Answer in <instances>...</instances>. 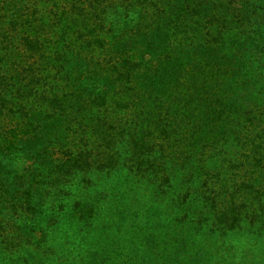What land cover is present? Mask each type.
I'll use <instances>...</instances> for the list:
<instances>
[{"label":"trees","instance_id":"trees-1","mask_svg":"<svg viewBox=\"0 0 264 264\" xmlns=\"http://www.w3.org/2000/svg\"><path fill=\"white\" fill-rule=\"evenodd\" d=\"M16 1L12 10L8 8L12 0H0L4 7L1 11H5L0 14V27L7 25L0 30V144L6 143V148L12 150L14 143H24L33 133L44 135L50 148L57 142L56 137L61 145L69 142V135L79 140L75 142L78 153L71 152L66 145V155L53 165L52 178L31 180V185L21 192L25 202L13 205L16 212L19 207L34 210L31 198L35 186L41 194L39 205L56 209L63 215L58 214L61 221L76 225L77 230L80 227L82 247L86 250L90 244L105 247L103 256L111 264L114 257L123 261L131 250L113 249L115 243L111 246L109 237L111 247L101 243L99 240H106L105 229L109 227L94 224L105 222L104 218L109 221L118 217L124 221L131 215L143 218L145 213L160 207L154 205L157 197L143 198L142 191L150 179L149 175L144 176L167 156L164 144L177 143L179 149L181 140L176 139L175 126L169 119L176 105L179 108L174 112L182 117L184 125L197 126L201 132L207 128V133L214 135L223 126L237 128L245 124L243 120H248L249 125L251 121L246 134L241 132L240 145L251 146L256 154L264 151V145L259 142L264 133L261 126L264 98L256 96L247 102L233 90V86L239 87L246 80L264 89V0H183L184 5L181 0ZM29 14L34 17L39 14L40 29L44 32L33 31L37 23H32ZM47 18L54 22L45 27ZM201 28L207 29L201 36L207 44L199 46L203 50L195 48L196 43L193 46L197 39L194 33L199 38L197 32ZM56 29L57 39L53 38L57 36ZM133 37L143 40L146 46L161 43L164 47L156 55L134 61L125 52V45ZM53 45L56 46L53 55L59 64L53 69L51 79L45 80L32 70L35 67L28 61L34 64L38 57L44 58ZM94 45L98 46L96 56ZM82 47L89 54L83 55ZM19 49L25 52V60L17 61L7 55L8 51L11 55L19 54ZM81 61L88 73L86 82L81 78ZM94 81L99 84L98 92L88 88ZM217 91L219 97H215ZM55 126L59 127L58 131ZM157 127L160 144H155L157 137L153 129ZM47 128L57 133L48 139ZM214 142L209 146L213 147ZM119 146L129 155L125 162L121 161L124 155L118 151ZM101 148L112 149L117 155L110 152L106 156L96 155V150ZM91 153L93 156L89 157ZM244 157L238 166L243 165ZM96 159L105 160V166L96 164ZM127 161L130 164L124 166ZM4 165L9 166L7 162ZM103 167L105 176L99 179L109 187V198L100 204L91 193L96 189L95 170ZM113 169L114 175L110 172ZM152 173L156 179H164L160 178L159 170ZM256 173L263 172H251ZM262 182L258 189L264 191V178ZM86 192L88 196L84 195ZM159 196L166 208L174 209L177 205L175 191L162 192ZM134 200L137 207L141 205V212L130 210L135 207ZM233 200L232 197L215 199L213 232H217L216 228L232 230L235 221H240ZM74 201L75 206L83 203L93 210L89 222L83 221L82 215L79 224L66 216ZM53 202L56 208L52 207ZM259 203L261 212H250L246 219L264 226V203ZM77 248L80 247H66L65 251L73 253Z\"/></svg>","mask_w":264,"mask_h":264},{"label":"rangeland","instance_id":"rangeland-1","mask_svg":"<svg viewBox=\"0 0 264 264\" xmlns=\"http://www.w3.org/2000/svg\"><path fill=\"white\" fill-rule=\"evenodd\" d=\"M16 2L12 0L8 8L15 10ZM181 3L184 5L183 0ZM3 8L1 3L0 14L5 12L1 11ZM35 15L36 17L29 14L32 23H37L33 31L44 32L43 28L40 29L39 14ZM51 21L54 22L47 18L44 26L47 27L52 23ZM6 26V24H1L0 30ZM21 31L23 32V29H19V32ZM206 32V28L198 30L199 38L194 33L197 38L193 42V46L196 43L195 48L203 50L199 46L200 43L207 44L201 39ZM56 33L57 36L54 35ZM54 34L53 38L57 39V29ZM187 44L185 42L186 46ZM163 47L161 43L146 46L143 40L133 37L125 45V52L134 61H141L160 53ZM97 48L98 46L94 45L95 56ZM55 49V45L51 46L47 49L45 57L42 59L38 57V61L34 64L32 63L34 61H28L35 67L32 70L41 74V77L44 76L45 80L51 79L54 74L53 69H56L59 64L56 55H53ZM81 52L83 55L86 52L89 54L86 47H82ZM7 55L14 57L17 61L27 58L25 52L20 49L19 54L14 52V55H11V51H8ZM85 67V63L81 61V78L84 82L89 80ZM90 84L88 88L98 92L100 89L98 82L94 81ZM44 86L51 89L47 82H44ZM233 87V90L247 102L252 101L256 96L264 98V89L262 91L249 80L244 81L239 87ZM219 93L220 91H217L215 97H219ZM178 108V105L174 107L175 110ZM174 109L171 110L169 119L173 121L172 126H175L176 139L181 140L179 149L176 147L177 143L164 144L167 156L154 169L159 170L160 178H164L162 181L154 177L152 173L154 170L144 176L149 175L150 179L142 191L143 198L157 197L154 205L160 207L145 213L143 218L136 215H131L124 221H121L120 217L114 221L104 218L105 222L100 220L94 224L98 227H109L105 229L106 240H99L101 243L110 246L109 237L111 246L115 243L113 249L121 251L123 248H130L131 250L123 261H120L119 257H114L111 264H264V226L261 222L252 224L246 219L251 214L250 212L259 214L261 212L259 202L264 203V191L258 189L260 184H263L262 178H264V162H260L264 160V151L261 150L256 154L251 151V146L244 147L239 142L241 132L244 131L246 134V130L251 128V121L249 125L248 120H243L245 124H240L237 128L223 126L221 131L214 135L207 133V128L201 132L197 126L184 125L182 117L176 115ZM261 126L264 127V123ZM54 129L58 131L59 127L55 126ZM153 130L157 137L155 144H160L159 127ZM47 131L49 132L48 139L57 133L49 128ZM60 134L64 136V133ZM245 136L242 135L243 138ZM76 138V136L69 135V142L61 145L56 137L57 142L54 147L50 148L44 135L33 133L31 138L24 140V143H14L15 147L12 150L6 148V143L0 144V233H2L0 235V264H108L103 256L105 247L96 248L90 244V249L86 250L82 247L80 227L77 230L76 225H69L67 220L61 221L63 215L56 209L39 205V202H42L39 199L41 194L35 186H33L31 198V203L35 206L34 210L26 211L21 207L17 212L14 210V204L20 205L21 202H25V195L21 199V192L31 185L32 179L48 181L54 176L52 174L53 165L66 155V145L72 149L71 152H79L78 145L75 143L79 140ZM259 139V142L264 145V133ZM211 141H215L213 147L209 146ZM117 149L124 155L121 161L125 162L129 156L125 148L119 146ZM111 150L101 148L100 151L97 149L95 154L106 156V153L110 152L116 156V151ZM261 155L263 158L260 157ZM91 156H93L92 153L89 157ZM243 157V165L238 166V162L242 161ZM246 159L249 160L250 165ZM257 159L260 161L257 162ZM6 162L9 164L8 167L4 165ZM96 164L105 166V160L96 159ZM128 164H130L129 161L124 163V166ZM255 164L259 165L260 169ZM103 169L104 167L101 170H95L97 173L94 177L97 178L96 189L93 194L91 193L94 201L97 200L100 204H104L109 198V187L104 186L102 179H99L105 176ZM125 169L133 173L129 168ZM114 170L110 171L112 175H114ZM254 170H260L263 173L262 175L251 174ZM130 177H132L131 174ZM84 184L86 183L82 185ZM139 187L138 185L141 193ZM8 189L11 191L6 194ZM169 190L176 192L174 201L177 205L174 209L166 208L163 199H158L160 193ZM84 195L88 196V193ZM140 197L138 199H142ZM219 197L221 199L222 197L234 198L233 202L236 204L234 206L236 212L239 213L240 221H235V228L232 230L216 228L217 232H213L212 215L216 206L215 199L218 198L219 201ZM134 204L135 207L130 210L141 212V205L137 207L136 200ZM51 205L56 208L53 206L54 202ZM68 209L66 216H71L78 224L81 222V215L83 221L88 220L89 222L88 218L93 214V210L84 206L83 203L75 206V201ZM58 214L62 216L58 217ZM112 234H116L115 237H112ZM75 246L80 248L73 253L65 251L66 247Z\"/></svg>","mask_w":264,"mask_h":264}]
</instances>
